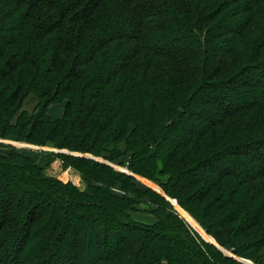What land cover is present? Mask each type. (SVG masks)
Here are the masks:
<instances>
[{
  "label": "trees",
  "instance_id": "16d2710c",
  "mask_svg": "<svg viewBox=\"0 0 264 264\" xmlns=\"http://www.w3.org/2000/svg\"><path fill=\"white\" fill-rule=\"evenodd\" d=\"M0 139L132 174L0 145V264H264V0H0Z\"/></svg>",
  "mask_w": 264,
  "mask_h": 264
},
{
  "label": "rangeland",
  "instance_id": "374dc122",
  "mask_svg": "<svg viewBox=\"0 0 264 264\" xmlns=\"http://www.w3.org/2000/svg\"><path fill=\"white\" fill-rule=\"evenodd\" d=\"M258 73H259L258 71H255V72H253V75L258 74ZM0 145H8V146L13 147L16 150V152L30 157L31 159H33L35 161V163L38 166L44 167L45 173L47 175H49L53 178H56L57 180H59L62 183L70 182L73 185H75L77 188H79V190L85 191V192H87V186L85 184V181L81 177L80 173L77 170H74L70 167L65 168L63 165L64 158H62V156L81 157V158H84L86 160L96 161L98 163L108 165L114 171L122 172V173H125L127 175L132 176V174L123 165H119L120 163H118V162H115V161L111 162L109 160L107 161L103 157H94L90 154H78V153L69 152L67 150H57L51 144H48L45 146H38V145L27 144L25 142H13V141H7V140H1L0 139ZM118 149L121 153H123L125 151V144L124 143L119 144ZM262 151H264V149ZM102 156H104V155H102ZM127 161H128V156L120 159V162H122L123 164L126 163ZM243 170L246 171L248 169L244 168ZM134 178H135L136 187L139 190L144 191L146 189H150L153 192L160 194L161 196L165 197L166 201L168 203H170V205L172 206L174 211L179 215V217L187 225H189V227L195 233H197L205 243L215 245L213 239L205 233V231L197 224V222L185 210H183L177 204V202L174 199H170L166 195H164L162 190L159 188L158 184H156L155 182L146 180L144 178L137 177V176H134ZM114 193L117 195H120V196H123L125 194L124 192L120 191L119 188L115 189ZM154 209H155L154 206H152L148 202V200L146 198H144V199H141V201L135 205V209L129 213V216H130L131 220L136 222V223H140L143 225H153L156 222V220L152 214ZM180 211L185 212L199 226V228L205 233V235L207 237L211 238L212 241H209L208 238L206 236H204V234L201 233L199 228H197L196 225L191 224L181 214ZM112 233H113V230H112ZM65 240H66V236L61 241L62 246H64ZM109 247H110V245H109ZM62 250H64V248ZM66 250H64L63 253L66 252ZM218 250L225 256L233 257L234 259H236L241 264H252L245 259L235 257L233 254H231L232 252H230L228 250H225V249H222L219 247H218Z\"/></svg>",
  "mask_w": 264,
  "mask_h": 264
},
{
  "label": "water",
  "instance_id": "95a60500",
  "mask_svg": "<svg viewBox=\"0 0 264 264\" xmlns=\"http://www.w3.org/2000/svg\"><path fill=\"white\" fill-rule=\"evenodd\" d=\"M231 254H233V253H231Z\"/></svg>",
  "mask_w": 264,
  "mask_h": 264
}]
</instances>
